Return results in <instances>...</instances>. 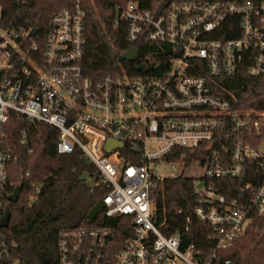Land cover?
Returning <instances> with one entry per match:
<instances>
[{
	"label": "built area",
	"instance_id": "obj_1",
	"mask_svg": "<svg viewBox=\"0 0 264 264\" xmlns=\"http://www.w3.org/2000/svg\"><path fill=\"white\" fill-rule=\"evenodd\" d=\"M13 1L8 20L0 4V128L11 113L55 127L57 153L81 150L110 188L106 215L132 227L122 239L111 227L63 233L58 264H219V251L248 231L253 216L264 217V177L230 200L216 187L223 178L244 177L255 162L264 176V137L256 141L264 111L235 110L220 92L243 65L249 76H264V0H46L53 14L43 27L24 20L30 0ZM103 13H114L115 25L125 28L124 52L137 53L119 61L116 73L94 78L83 67L87 21ZM108 139L123 147L108 152ZM203 147L210 157L197 165L205 174L204 187L194 188V213L211 227V250L165 235L152 197L185 171L182 155L168 160L176 149ZM17 160L0 136V264H22L1 226L5 201L22 187L11 179ZM162 163L170 174L159 171ZM39 189L33 187L29 205Z\"/></svg>",
	"mask_w": 264,
	"mask_h": 264
},
{
	"label": "trees",
	"instance_id": "obj_2",
	"mask_svg": "<svg viewBox=\"0 0 264 264\" xmlns=\"http://www.w3.org/2000/svg\"><path fill=\"white\" fill-rule=\"evenodd\" d=\"M0 4L4 19H10L15 11L14 1L0 0ZM51 4L53 2L46 0H30L25 8L24 20L37 27L47 25L53 14ZM100 17L92 16L87 21L83 59L85 74L94 78L116 73L118 56L129 47L125 28L115 25L114 13L110 16L103 13ZM137 45L141 50L142 47H157ZM125 65L129 73H136L135 64ZM224 89H220L222 97L231 102L233 109L264 111V76H249L243 65L241 72L228 80ZM0 136L16 150L18 156L17 162L12 165L14 173L11 179L21 183L22 191L17 202L5 201L11 218L4 232L14 257L19 258L22 264H58L62 234L79 228L111 227L119 239L131 234L128 219L106 215L104 198L110 188L102 183L100 171L88 157L81 150L69 155L57 153L58 130L55 127L11 113L0 128ZM263 137L264 127L257 144ZM174 153L168 160L179 161L182 155L186 169L198 164L204 167L207 156L210 157V150L205 147L199 150L178 148ZM257 168L255 162L244 177L223 178L216 181V187L230 200L248 182L255 187L263 182L264 176L256 172ZM28 172L30 176L26 177ZM184 172L176 178L167 179L153 192L157 222L165 235L179 234L185 245L195 243L199 248L211 250L215 246L210 237L211 227L195 216V182ZM35 185L40 188L37 200L29 205L28 196L33 193ZM14 189V186L10 187L9 193ZM188 218L191 219L189 223ZM187 225L188 231L185 229ZM219 264H264L263 216H253L248 231L234 240L231 246L219 251Z\"/></svg>",
	"mask_w": 264,
	"mask_h": 264
},
{
	"label": "water",
	"instance_id": "obj_3",
	"mask_svg": "<svg viewBox=\"0 0 264 264\" xmlns=\"http://www.w3.org/2000/svg\"><path fill=\"white\" fill-rule=\"evenodd\" d=\"M169 1V0H167ZM36 29L33 30V33H36ZM137 49L131 47L129 50L124 52L122 55L119 56V61H133L136 57ZM119 147L122 148L123 144L116 142L112 139H108L107 143L105 144V149L110 152L113 148ZM22 191V187L18 186L15 191L9 196V200L12 202H17L19 200L20 194ZM11 212L10 209H7L5 215L2 219L1 226L7 228L10 224Z\"/></svg>",
	"mask_w": 264,
	"mask_h": 264
},
{
	"label": "rangeland",
	"instance_id": "obj_4",
	"mask_svg": "<svg viewBox=\"0 0 264 264\" xmlns=\"http://www.w3.org/2000/svg\"><path fill=\"white\" fill-rule=\"evenodd\" d=\"M178 170L181 171V168L179 167ZM159 171L164 175H168L172 172L171 166L167 163H162ZM184 173L186 176L194 178L195 185L198 189H202L204 187V181H202V177L205 174L204 168L194 165L190 168H187Z\"/></svg>",
	"mask_w": 264,
	"mask_h": 264
}]
</instances>
